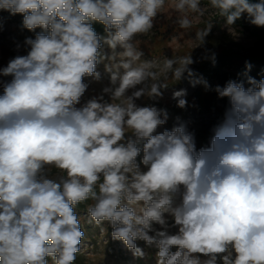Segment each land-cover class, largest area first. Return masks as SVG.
I'll return each instance as SVG.
<instances>
[{
  "label": "clouds",
  "instance_id": "9594fccd",
  "mask_svg": "<svg viewBox=\"0 0 264 264\" xmlns=\"http://www.w3.org/2000/svg\"><path fill=\"white\" fill-rule=\"evenodd\" d=\"M165 3L0 0L35 33L26 54L0 67L10 77L0 79V264H76L85 239L76 208L86 201L90 221L109 225L135 258L146 256L143 241L156 264H264V75H248L245 61L244 80L213 88L191 53L144 59L137 38ZM208 3L227 29L242 18L264 28V0ZM201 4L174 0L181 29L193 26L189 14L204 15ZM212 27L196 32L194 48ZM99 65L109 83L82 103ZM170 78L228 99L207 146L179 118L164 127L166 108L137 103L163 98ZM186 96L172 92L180 109Z\"/></svg>",
  "mask_w": 264,
  "mask_h": 264
},
{
  "label": "rangeland",
  "instance_id": "374dc122",
  "mask_svg": "<svg viewBox=\"0 0 264 264\" xmlns=\"http://www.w3.org/2000/svg\"><path fill=\"white\" fill-rule=\"evenodd\" d=\"M172 3L174 0H166L165 8L155 18L151 32L137 38V45L144 52V59L161 61L164 57L186 56L191 53L195 63L190 67L200 74L201 66L211 54L219 53L224 48L246 55L257 42V37L246 27L252 28V31L258 29L255 32L264 39V28L250 25L244 18L227 29L224 18L219 15L218 10L210 6L208 0H202L204 15L198 17V14H189V18L193 19V26L190 29H181L175 22L178 14L171 10ZM0 23L3 25L0 29V67H3L11 58L26 54L25 38H34L35 33L22 27V16L19 14L13 16L7 11L0 10ZM209 24H213V27L206 37V43L194 48L198 43L194 40L196 32ZM36 31L39 32L40 29ZM17 45H20L19 49ZM104 50L109 54L111 52L107 47ZM120 50L117 49V51ZM97 70L101 72L102 79L99 82H92L90 78H85V82L89 83V89L82 98V103L91 96L99 94L109 83L103 65H99ZM0 79H10V77H0ZM167 83L170 87L164 91L163 98L158 101L141 98L137 103L155 104L158 108H166L170 113V119L164 127L171 129L179 118L181 122L187 123L190 131L195 132L197 147L207 146L212 136V129L223 118L227 106L215 97L213 90H205L202 85L192 87L187 80L177 83L171 78ZM181 88L187 89L188 106L185 109L178 108L176 101L172 99V92ZM162 130L158 129V131ZM90 203L93 202L86 201L80 208H76L85 232V239L81 244V251L77 254L76 264H156L154 247L146 246L143 241H137V245L144 250L146 256L143 259L135 258L122 241L112 239L109 225L105 223L97 226L91 222L86 215V209Z\"/></svg>",
  "mask_w": 264,
  "mask_h": 264
},
{
  "label": "trees",
  "instance_id": "16d2710c",
  "mask_svg": "<svg viewBox=\"0 0 264 264\" xmlns=\"http://www.w3.org/2000/svg\"><path fill=\"white\" fill-rule=\"evenodd\" d=\"M94 27L99 34H104L102 25L96 24ZM246 29L251 30L252 34L257 37V42L247 51L246 55H241L234 50L224 48L219 53H214L216 57L215 64L209 58L201 66L200 74L213 88L216 85H225L228 80H237L238 82L244 80L245 61L252 64V69L248 75L255 77L257 80L264 75V39L260 38L258 33L255 32L258 29H255V31H252L253 29L250 27H246ZM213 93L224 106H228L227 98L219 99L215 91ZM80 206L77 208H80Z\"/></svg>",
  "mask_w": 264,
  "mask_h": 264
}]
</instances>
